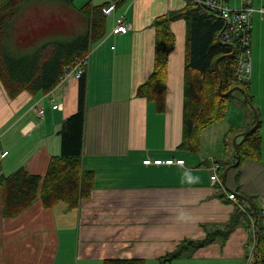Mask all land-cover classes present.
<instances>
[{"label": "crops", "instance_id": "1", "mask_svg": "<svg viewBox=\"0 0 264 264\" xmlns=\"http://www.w3.org/2000/svg\"><path fill=\"white\" fill-rule=\"evenodd\" d=\"M121 1L107 16V33L91 47L84 71L87 107L81 162L95 175L90 196L71 209L63 202L45 208L37 199L17 216L4 217L0 190V264H102L107 258L155 264L184 238L202 239L204 225L216 226L232 218L234 227L224 243L213 242L167 264H247L253 257L257 220L264 234V153L261 162L223 167L233 160V136L252 120L241 101L243 94L239 91L229 99L222 121L202 130L197 152L179 149L184 20L170 25L175 43L167 61L163 112H156L154 103L140 96L137 88L153 68V20L189 0ZM224 1L232 8L250 5L255 10L249 82L253 100L261 97L257 107L264 139V12L259 11L264 0ZM73 14L86 23L62 2L24 1L11 21L10 48L28 50L49 37L72 35ZM120 17L130 25L125 33L113 32ZM77 94L78 79L58 84L44 95L22 92L13 99L0 82V152L7 151L0 161L4 174L23 167L44 176L50 157L61 151L58 131L75 112ZM37 99L43 106L42 119L30 109ZM56 103L60 108H53ZM146 157L183 159L184 164L144 165ZM216 163L221 166L220 183L211 185V167ZM231 192L234 199L228 197Z\"/></svg>", "mask_w": 264, "mask_h": 264}, {"label": "trees", "instance_id": "2", "mask_svg": "<svg viewBox=\"0 0 264 264\" xmlns=\"http://www.w3.org/2000/svg\"><path fill=\"white\" fill-rule=\"evenodd\" d=\"M24 1L28 0H0V82L12 99L22 92H27L31 96L51 92L58 85L65 68L82 59L90 52L91 47L106 35L107 15L103 13V7L114 2L116 8L122 2L121 0L101 4L87 2L79 8L81 15L88 21L85 32L70 41L49 42L30 54L14 55L10 51L13 49L9 46L10 25ZM52 1L72 5L74 0ZM200 1L203 0H189L182 8L170 10L153 20L155 30L153 68L147 80L137 88L140 96L154 103L156 112H163L167 61L175 43L170 25L176 20H184L186 40L183 123L178 148L193 153L199 149L202 130L222 121L225 117L229 99L234 97L235 92H239L238 89H234L236 86L243 89L247 99L243 97L241 101L252 113L251 122L242 131L255 123L254 113L248 104L249 101L255 107L253 95L250 93V79L246 82L235 78V47L233 43L221 39L224 20L216 12L204 7ZM218 58L217 69L214 63ZM219 85L222 93L231 90L230 94L221 96L218 92ZM86 90V76L83 73L78 79L77 108L62 121L58 131L61 151L50 157L43 177L30 174L23 167L4 174L0 162L1 212L4 217L17 216L37 199L47 208L63 202L71 209L76 208L82 199L90 196L95 175L93 171L85 170L81 162L87 107ZM255 109L257 110L256 107ZM261 126L262 120L259 117V124L255 129L236 137L240 162L235 168L248 160L261 162L264 153ZM236 159L235 150L232 162L225 163L223 167L234 163ZM256 214L259 216L258 212ZM234 222L232 218L220 225H204L205 235L202 239L184 238L174 250L157 258L155 264L170 263L216 241L224 243L234 227ZM254 227L257 235L254 239L253 257L247 264H264L263 226L257 220ZM102 264H147V261L138 258H107Z\"/></svg>", "mask_w": 264, "mask_h": 264}, {"label": "built area", "instance_id": "3", "mask_svg": "<svg viewBox=\"0 0 264 264\" xmlns=\"http://www.w3.org/2000/svg\"><path fill=\"white\" fill-rule=\"evenodd\" d=\"M249 3V0H245ZM200 3L209 10L216 12L225 23L224 31L222 33V41L231 42L236 51V68L235 78L239 81H249L251 77V58H250V34L252 28V14L255 11L250 5H243L237 8L230 7L224 0H203ZM115 9L114 4L103 7L102 11L105 15L110 14ZM260 12H264V8L259 9ZM130 25L124 22L123 18L117 20L116 25L113 28L115 33H125ZM89 53L82 59L74 64L65 68L62 76L60 77V83H65L70 79H79L81 74L84 73L85 66L88 62ZM60 104H54L53 108H60ZM31 111L36 117L42 119L44 117V110L41 103V99L35 100L31 106ZM30 130L27 131V133ZM26 132V131H25ZM7 151L1 153V157L6 156ZM144 165H160V164H177L183 165V159H161L146 157L142 160ZM221 168L219 164H213L210 174V183L219 182L218 170ZM230 199L235 198L233 192L228 194ZM262 211L264 213V201L261 204ZM238 264V263H236Z\"/></svg>", "mask_w": 264, "mask_h": 264}, {"label": "rangeland", "instance_id": "4", "mask_svg": "<svg viewBox=\"0 0 264 264\" xmlns=\"http://www.w3.org/2000/svg\"><path fill=\"white\" fill-rule=\"evenodd\" d=\"M85 4V2H83V1H80V0H75V1H73V3H72V5H67L66 4V6H68V7H70V8H73L76 12H78L80 15H81V13L79 12V8L81 7V6H83ZM111 4H114V3H111ZM115 6V5H114ZM235 8H237V7H235ZM115 10V9H114ZM113 10V11H114ZM112 11V12H113ZM111 12V13H112ZM110 13V14H111ZM109 15V14H108ZM107 15V16H108ZM82 16V15H81ZM84 17V16H83ZM15 18V17H14ZM13 18V19H14ZM120 18H123V17H120ZM119 18V19H120ZM12 19V20H13ZM73 23H72V26H73V34L72 35H69V36H66V37H49L48 39H47V41L46 42H42V43H39L37 46H33V47H30L28 50H18V51H15V50H10L14 55H22V54H30V53H32L34 50H36L37 48H39V47H42V46H45L46 44H48L49 42H58V41H70V40H72V38H74L75 36H77V35H79V34H82L83 32H85L86 30L85 29H83L85 26H86V29H87V27H88V21H87V19H86V23L84 24V22L83 21H81V20H79V19H77L76 18V16H75V14H73V21H72ZM75 30H80V31H77L76 33H74V31ZM89 53V52H88ZM87 53V54H88ZM86 54V55H87ZM85 71V70H84ZM81 75H83V74H81ZM81 77V76H80ZM58 84H61L60 83V80H59V83ZM58 92V91H57ZM50 93V92H49ZM236 93H238V92H235L234 94H236ZM258 102H260V104H261V97H260V95H258V99L257 100H255L254 101V104H255V107L257 108V111H258V113H259V109H258V107H257V104H259ZM251 108V107H250ZM252 110V109H251ZM252 112H253V110H252ZM252 114V113H251ZM259 117H261V119L263 118L262 117V115H260ZM263 128H264V122H263ZM234 137V136H233ZM3 152V151H2ZM2 152H0V155H1V153ZM5 156H3V157H1L0 156V161H1V159L2 158H4ZM45 208H47V207H45ZM48 208H51V207H48Z\"/></svg>", "mask_w": 264, "mask_h": 264}, {"label": "water", "instance_id": "5", "mask_svg": "<svg viewBox=\"0 0 264 264\" xmlns=\"http://www.w3.org/2000/svg\"><path fill=\"white\" fill-rule=\"evenodd\" d=\"M199 5L201 6L200 3H199ZM201 8L204 9L203 6H201ZM218 61H219V58L216 59V60H215V63H214V64H215V67H216L217 69H218ZM218 74H219V76L221 75L219 70H218ZM234 89H238V90L243 94V97H244L245 99H247V97L245 96L244 91H243L242 88L236 86ZM218 92H219V94H220L221 96H228V95L230 94L231 90H230V91H227V92H225V93H222V92H221V87H220V85H219V87H218ZM248 104H249V106L251 107V109L253 110V113H254V116H255V123H254V125H252V126H251L250 128H248L247 130L242 131V132L237 133V134L234 135L232 142H233V145H234L235 150H236V152H237V159H236V161L231 165V167H236V166L239 164V162H240V155H239V152H238V149H237V146H236V137L239 136V135H244V134L248 133L249 131L255 129V128L258 126V124H259V117H258L257 110L255 109L254 105H253L251 102L248 101ZM222 176H223V175H222Z\"/></svg>", "mask_w": 264, "mask_h": 264}]
</instances>
